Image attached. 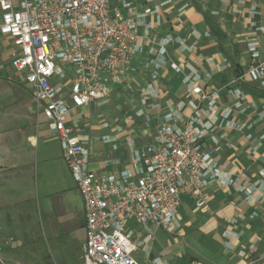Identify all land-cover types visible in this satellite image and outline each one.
Segmentation results:
<instances>
[{"label": "crops", "instance_id": "0c3cea01", "mask_svg": "<svg viewBox=\"0 0 264 264\" xmlns=\"http://www.w3.org/2000/svg\"><path fill=\"white\" fill-rule=\"evenodd\" d=\"M124 4L136 7L131 12L134 16L147 5L145 0H116L113 13H129ZM252 6L258 7L257 14ZM204 12L226 34L223 45L229 56L220 48ZM1 14L0 8V24ZM140 19L139 50L131 61L136 68L131 73L134 81L114 92L109 102L92 103L69 118L76 132L86 137L90 169L117 172L128 166L132 148L126 139L133 137L137 146L151 141L143 133L146 119L154 134L169 106L186 100L185 76L199 77L205 89H219L217 115L226 106L238 105L230 126L219 119L204 141L210 148L214 146L211 136H217L216 161L230 173L233 183L217 180L208 187L207 211L188 200L180 212V227L167 243L168 252L151 257L160 258L159 264H264V97L248 91L250 87L264 90V85L248 74L247 52L248 40L256 38L264 55V32L257 29L264 23V0H171ZM169 38L167 53L160 56L158 44ZM15 49L11 37L0 32V261L6 264L8 250L28 242L38 247L46 240L55 264H81L86 224L83 198L47 118L12 64ZM157 58L162 65L156 71L159 96L154 101L146 94L155 84L154 68L145 66ZM236 71L242 79L234 83ZM235 87L243 93L236 96ZM133 98L138 105L130 109ZM107 104V111L94 113L96 105ZM140 109L142 116L136 115ZM185 114H192V109L186 108ZM109 138L117 139V148ZM246 187L251 188V196ZM238 250H244V255L239 256Z\"/></svg>", "mask_w": 264, "mask_h": 264}, {"label": "built area", "instance_id": "2783aa9c", "mask_svg": "<svg viewBox=\"0 0 264 264\" xmlns=\"http://www.w3.org/2000/svg\"><path fill=\"white\" fill-rule=\"evenodd\" d=\"M115 1L0 0V32L11 37L16 48L12 64L47 118L83 198L86 224L81 264H141L134 255L139 250L145 260L159 264L160 258L151 257L156 230L174 234L188 200L207 211L208 187L217 180L225 185L233 183L230 173L216 161L217 136H211L214 146L210 148L204 141L219 119L230 126L238 105L226 106L217 115L219 89L209 91L199 77L185 76L186 100L169 106L154 134L149 131L150 119H146L143 133L152 140L137 146L133 137L126 139L132 148L128 166L117 172L90 169L86 137L76 132L69 118L92 103L109 102L114 92L134 81L131 73L136 68L131 61L139 50L140 18L158 12L171 0H145L147 5L136 16L131 14L136 10L131 4H124L129 10L126 15L114 14ZM251 11L257 14L259 9L252 6ZM257 29L264 32V23ZM170 41L158 44L160 56L167 53L165 44ZM261 46L256 38L247 42L248 74L264 85ZM161 65L157 58L148 60L145 66L154 68L155 84L146 89L154 101L159 96L156 71ZM173 66L179 70L176 64ZM241 79L235 75L234 83ZM232 91L236 96L243 93L239 87ZM202 102H206L205 107ZM186 108H191L192 114L186 115ZM144 114L142 109L136 113ZM109 140L117 148V139ZM244 191L251 196L250 187ZM237 253L243 256L245 251Z\"/></svg>", "mask_w": 264, "mask_h": 264}, {"label": "rangeland", "instance_id": "374dc122", "mask_svg": "<svg viewBox=\"0 0 264 264\" xmlns=\"http://www.w3.org/2000/svg\"><path fill=\"white\" fill-rule=\"evenodd\" d=\"M137 105L138 104L134 101V98L129 101L130 109L137 107ZM95 109L96 110L94 111V113H96L97 111L104 112L109 109V105H96ZM84 114L85 113H82V115ZM139 236L142 237V233H140ZM172 237L173 235L167 233L165 230L157 229L152 246V257H164L168 252L167 243L171 240ZM50 244L51 243L47 242L46 240H43L42 242L37 243L38 247H36V244L28 242L23 247H18L14 250H8L7 252L9 253L6 257V264H55L53 261ZM134 255L141 264H149V261L145 260L144 254L141 250L135 252ZM0 264H2L1 261Z\"/></svg>", "mask_w": 264, "mask_h": 264}, {"label": "trees", "instance_id": "16d2710c", "mask_svg": "<svg viewBox=\"0 0 264 264\" xmlns=\"http://www.w3.org/2000/svg\"><path fill=\"white\" fill-rule=\"evenodd\" d=\"M204 16H205L207 24H208L209 28L211 29L212 33L218 38L220 48L229 56V52L226 50V48L223 45V41L226 38V34L221 30L220 26L217 24V22L214 20V18L209 13L204 12ZM232 62L237 65V63L234 60H232ZM235 74L237 76H240L239 71H236ZM248 91L253 93L255 96H263L264 97V90L254 88V87H250V88H248Z\"/></svg>", "mask_w": 264, "mask_h": 264}]
</instances>
